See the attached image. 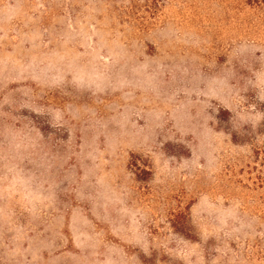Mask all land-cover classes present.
Returning a JSON list of instances; mask_svg holds the SVG:
<instances>
[{
  "label": "rangeland",
  "instance_id": "374dc122",
  "mask_svg": "<svg viewBox=\"0 0 264 264\" xmlns=\"http://www.w3.org/2000/svg\"><path fill=\"white\" fill-rule=\"evenodd\" d=\"M0 264H264V0H0Z\"/></svg>",
  "mask_w": 264,
  "mask_h": 264
}]
</instances>
